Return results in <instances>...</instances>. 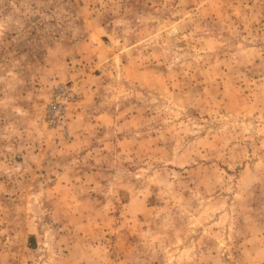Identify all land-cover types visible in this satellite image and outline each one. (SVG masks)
Masks as SVG:
<instances>
[{
	"label": "rangeland",
	"instance_id": "obj_1",
	"mask_svg": "<svg viewBox=\"0 0 264 264\" xmlns=\"http://www.w3.org/2000/svg\"><path fill=\"white\" fill-rule=\"evenodd\" d=\"M0 264H264V0H0Z\"/></svg>",
	"mask_w": 264,
	"mask_h": 264
},
{
	"label": "built area",
	"instance_id": "obj_2",
	"mask_svg": "<svg viewBox=\"0 0 264 264\" xmlns=\"http://www.w3.org/2000/svg\"><path fill=\"white\" fill-rule=\"evenodd\" d=\"M50 114L57 119H60L63 115L62 109L59 104L55 103L50 108Z\"/></svg>",
	"mask_w": 264,
	"mask_h": 264
}]
</instances>
